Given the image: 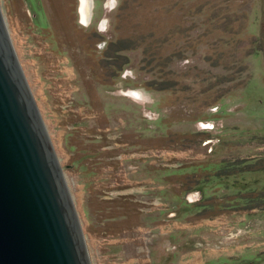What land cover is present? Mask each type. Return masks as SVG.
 Returning <instances> with one entry per match:
<instances>
[{"label":"rangeland","instance_id":"1","mask_svg":"<svg viewBox=\"0 0 264 264\" xmlns=\"http://www.w3.org/2000/svg\"><path fill=\"white\" fill-rule=\"evenodd\" d=\"M87 6L0 0L90 264H264V0Z\"/></svg>","mask_w":264,"mask_h":264},{"label":"water","instance_id":"2","mask_svg":"<svg viewBox=\"0 0 264 264\" xmlns=\"http://www.w3.org/2000/svg\"><path fill=\"white\" fill-rule=\"evenodd\" d=\"M0 264H90L63 176L1 16Z\"/></svg>","mask_w":264,"mask_h":264},{"label":"clouds","instance_id":"3","mask_svg":"<svg viewBox=\"0 0 264 264\" xmlns=\"http://www.w3.org/2000/svg\"><path fill=\"white\" fill-rule=\"evenodd\" d=\"M111 4H112V11H115L118 7H119V3H120V0H110ZM106 23H109L110 24V21H105ZM84 26H87L86 24Z\"/></svg>","mask_w":264,"mask_h":264},{"label":"bare ground","instance_id":"4","mask_svg":"<svg viewBox=\"0 0 264 264\" xmlns=\"http://www.w3.org/2000/svg\"><path fill=\"white\" fill-rule=\"evenodd\" d=\"M83 6H84V0H82V8H83ZM90 11H91V0H88L87 14H86V21L89 20ZM82 14H83V13H82Z\"/></svg>","mask_w":264,"mask_h":264},{"label":"trees","instance_id":"5","mask_svg":"<svg viewBox=\"0 0 264 264\" xmlns=\"http://www.w3.org/2000/svg\"><path fill=\"white\" fill-rule=\"evenodd\" d=\"M166 86V85H165ZM164 85H161V87L158 89L160 91L168 89V87H165ZM244 163V162H243Z\"/></svg>","mask_w":264,"mask_h":264},{"label":"crops","instance_id":"6","mask_svg":"<svg viewBox=\"0 0 264 264\" xmlns=\"http://www.w3.org/2000/svg\"><path fill=\"white\" fill-rule=\"evenodd\" d=\"M226 101H227V103L229 104V102H230L229 99H226ZM234 106H236V105H234Z\"/></svg>","mask_w":264,"mask_h":264}]
</instances>
